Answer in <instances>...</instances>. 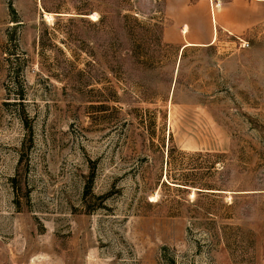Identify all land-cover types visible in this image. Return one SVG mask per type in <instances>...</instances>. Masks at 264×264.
<instances>
[{
  "label": "rangeland",
  "instance_id": "obj_1",
  "mask_svg": "<svg viewBox=\"0 0 264 264\" xmlns=\"http://www.w3.org/2000/svg\"><path fill=\"white\" fill-rule=\"evenodd\" d=\"M181 1L0 0V264H264V22Z\"/></svg>",
  "mask_w": 264,
  "mask_h": 264
},
{
  "label": "crops",
  "instance_id": "obj_2",
  "mask_svg": "<svg viewBox=\"0 0 264 264\" xmlns=\"http://www.w3.org/2000/svg\"><path fill=\"white\" fill-rule=\"evenodd\" d=\"M210 4L213 8L214 27L212 22L206 29L193 25L188 38H180L184 42L183 45L209 44L219 31L237 36L243 35L264 22V0H195L191 3L182 0L181 3L171 2L170 5L167 3L172 13L168 29L173 34L177 32L178 35V27L175 30L173 28L176 22L186 19L192 24L195 23L196 18H200L201 14L207 15Z\"/></svg>",
  "mask_w": 264,
  "mask_h": 264
},
{
  "label": "trees",
  "instance_id": "obj_3",
  "mask_svg": "<svg viewBox=\"0 0 264 264\" xmlns=\"http://www.w3.org/2000/svg\"><path fill=\"white\" fill-rule=\"evenodd\" d=\"M172 180H173V181H170V182L177 184V186H175V187H178V188H179L180 186H190V187H195V188H199L197 192H203V191H200V190H204V189H205V190L213 189V188L208 187L207 185L196 186L195 184H186V182H181V181H179V180H177V179H172ZM177 181H179V182H177ZM206 193H213V192H206Z\"/></svg>",
  "mask_w": 264,
  "mask_h": 264
}]
</instances>
